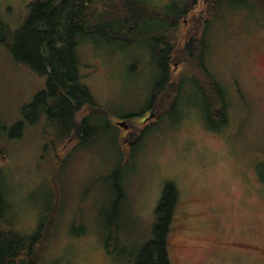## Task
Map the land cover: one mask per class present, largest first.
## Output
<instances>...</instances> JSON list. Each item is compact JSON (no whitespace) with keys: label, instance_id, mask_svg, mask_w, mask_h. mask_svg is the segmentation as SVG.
I'll use <instances>...</instances> for the list:
<instances>
[{"label":"rangeland","instance_id":"1","mask_svg":"<svg viewBox=\"0 0 264 264\" xmlns=\"http://www.w3.org/2000/svg\"><path fill=\"white\" fill-rule=\"evenodd\" d=\"M38 1L0 0L1 223L25 236L39 233L44 243L37 264H134L151 236L163 186L172 181L178 191L168 237L172 264H264V4L222 6L208 29L211 70L229 97L228 123L217 131L184 95L188 105L182 102L174 121L159 116L172 92L160 107L148 105L158 73L147 41L79 37L81 81L99 106L81 114L105 127L83 146L57 139L44 111L24 124L20 137L8 135L23 120L21 108L45 88L46 75L16 61L8 48ZM197 1L174 32V76L182 74L184 38L206 20L196 16ZM148 112L152 116L142 120ZM131 132L138 143L126 148L123 138ZM117 165L122 171L114 176ZM114 212L123 250L113 242L106 247Z\"/></svg>","mask_w":264,"mask_h":264},{"label":"trees","instance_id":"2","mask_svg":"<svg viewBox=\"0 0 264 264\" xmlns=\"http://www.w3.org/2000/svg\"><path fill=\"white\" fill-rule=\"evenodd\" d=\"M252 2L261 7L264 0H202V7L196 16L205 17L200 32L187 35L182 44V74L174 76L170 65L175 52L174 32L179 22L188 17L198 4L197 0H170L164 6L152 5L147 0H43L32 6L26 20L12 33L8 46L13 58L28 65L39 74L46 75L45 88L38 90L31 102L21 108L23 120L14 123L8 130L10 138L22 134L25 123H34L41 111L46 113L48 124L57 139H75L78 145H90L101 135L105 127L91 124L86 108L97 109L90 90L81 81L78 70L76 46L79 37L102 34L107 41L126 44L147 41L158 73L148 105L160 107L171 94L168 105L159 113L171 121L180 117L183 95L201 106L205 125L217 131L228 123V94L225 86L206 67L208 51V29L214 23L222 6ZM204 28V30H203ZM200 36L201 38H197ZM3 40V39H2ZM201 46V52H199ZM189 71H188V70ZM191 82L200 99L188 95L187 84ZM170 97V95H169ZM188 101H184L188 105ZM152 106V107H153ZM164 118V117H163ZM160 118L158 123L163 119ZM146 127L145 133L154 128ZM144 133V130H143ZM138 133L126 135V148L138 143ZM134 151V150H133ZM130 151L124 161L132 158ZM6 155L0 144V160ZM117 165L113 175L122 171ZM1 177V172H0ZM113 191L120 195L121 187L115 183ZM178 191L172 181H167L155 208L157 219L152 224L150 238L136 253L134 264H172L168 252V237ZM117 202V201H116ZM6 207L3 189L0 185V264H37L44 239L39 233L25 236L1 223ZM110 221L106 247L110 242L125 249L120 236V219Z\"/></svg>","mask_w":264,"mask_h":264},{"label":"flooded vegetation","instance_id":"3","mask_svg":"<svg viewBox=\"0 0 264 264\" xmlns=\"http://www.w3.org/2000/svg\"><path fill=\"white\" fill-rule=\"evenodd\" d=\"M204 22V21H203ZM201 28V27H200ZM189 34H195V33H189ZM198 39L201 38L200 36L197 37ZM201 44L203 45V50L202 52H206V50L208 51V55L206 57V60H207V65L206 67L209 68L211 65H210V62H209V58H210V49H209V46H204V44L202 43V39H201ZM201 46H199V52H201ZM204 52V53H205ZM187 89H188V92H189V95H194V96H197L199 99L200 97L198 96L197 92L194 90V87H193V84L191 82H188L187 84ZM143 111V110H142ZM141 112V111H140ZM149 115V112L147 113V115L145 117H143L142 120H144L147 116Z\"/></svg>","mask_w":264,"mask_h":264},{"label":"water","instance_id":"4","mask_svg":"<svg viewBox=\"0 0 264 264\" xmlns=\"http://www.w3.org/2000/svg\"><path fill=\"white\" fill-rule=\"evenodd\" d=\"M149 116H152V113ZM118 124L123 125L122 123H119V122H118Z\"/></svg>","mask_w":264,"mask_h":264}]
</instances>
